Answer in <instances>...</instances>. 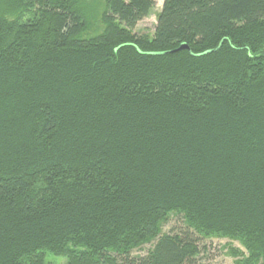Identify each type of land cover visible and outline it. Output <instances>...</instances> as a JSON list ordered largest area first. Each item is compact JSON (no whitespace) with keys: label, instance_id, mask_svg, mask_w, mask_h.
<instances>
[{"label":"trees","instance_id":"1","mask_svg":"<svg viewBox=\"0 0 264 264\" xmlns=\"http://www.w3.org/2000/svg\"><path fill=\"white\" fill-rule=\"evenodd\" d=\"M97 1L0 16V264H264V0Z\"/></svg>","mask_w":264,"mask_h":264},{"label":"rangeland","instance_id":"2","mask_svg":"<svg viewBox=\"0 0 264 264\" xmlns=\"http://www.w3.org/2000/svg\"><path fill=\"white\" fill-rule=\"evenodd\" d=\"M89 5L90 7H92V9H94V11H97L95 12L96 15H98V13H101L102 8L100 2H98L97 0H89ZM162 5L163 0H156V7L152 15H150L148 18L144 19L138 24L136 28L137 34H153L154 28L157 23V16L161 11ZM7 9H12V0H0V16H5ZM87 25L88 27H90L92 25L91 21H88ZM87 25H85V27ZM165 230H167V228H165ZM209 242H211L212 245L210 246V249H208L207 254L200 256L201 264H237V258L230 255V250L233 248L240 250L243 257L249 255V251L245 244H243V242L233 240L229 237L222 236L220 238V236H218L213 240H209ZM67 259L68 257L65 255L47 253L45 255L44 264H66L68 261ZM239 259H242V256H240Z\"/></svg>","mask_w":264,"mask_h":264},{"label":"water","instance_id":"3","mask_svg":"<svg viewBox=\"0 0 264 264\" xmlns=\"http://www.w3.org/2000/svg\"><path fill=\"white\" fill-rule=\"evenodd\" d=\"M182 49H189V46L187 44H182L178 49L176 50H182ZM176 50H170V51H165V52H162V53H158V54H166V53H172Z\"/></svg>","mask_w":264,"mask_h":264}]
</instances>
